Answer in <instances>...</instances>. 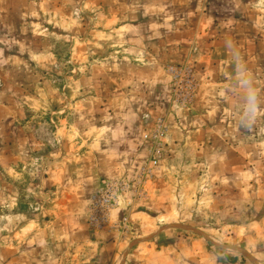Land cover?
Here are the masks:
<instances>
[{
  "label": "rangeland",
  "instance_id": "obj_1",
  "mask_svg": "<svg viewBox=\"0 0 264 264\" xmlns=\"http://www.w3.org/2000/svg\"><path fill=\"white\" fill-rule=\"evenodd\" d=\"M0 264H264V0H0Z\"/></svg>",
  "mask_w": 264,
  "mask_h": 264
},
{
  "label": "built area",
  "instance_id": "obj_2",
  "mask_svg": "<svg viewBox=\"0 0 264 264\" xmlns=\"http://www.w3.org/2000/svg\"><path fill=\"white\" fill-rule=\"evenodd\" d=\"M161 151L159 148L155 149L150 163L151 168L159 164ZM127 189L128 185L124 183L106 181L103 183L91 201L89 224L93 229L101 230L109 226L112 211L121 208L122 196ZM122 223L123 229H127L128 219H124Z\"/></svg>",
  "mask_w": 264,
  "mask_h": 264
},
{
  "label": "clouds",
  "instance_id": "obj_3",
  "mask_svg": "<svg viewBox=\"0 0 264 264\" xmlns=\"http://www.w3.org/2000/svg\"><path fill=\"white\" fill-rule=\"evenodd\" d=\"M243 83L245 84V86H247L248 82L245 80L243 81ZM254 92H250V94L247 97V104L245 107V113L244 116L247 118L248 122L251 123V119L252 117L255 115L256 113V104L254 101Z\"/></svg>",
  "mask_w": 264,
  "mask_h": 264
}]
</instances>
